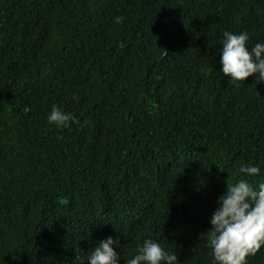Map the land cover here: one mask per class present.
<instances>
[{
    "label": "trees",
    "instance_id": "16d2710c",
    "mask_svg": "<svg viewBox=\"0 0 264 264\" xmlns=\"http://www.w3.org/2000/svg\"><path fill=\"white\" fill-rule=\"evenodd\" d=\"M224 31L264 41V0H0V264L108 236L120 264L146 238L212 264L227 182L264 174V82L230 85ZM53 105L80 123L48 126Z\"/></svg>",
    "mask_w": 264,
    "mask_h": 264
},
{
    "label": "clouds",
    "instance_id": "9594fccd",
    "mask_svg": "<svg viewBox=\"0 0 264 264\" xmlns=\"http://www.w3.org/2000/svg\"><path fill=\"white\" fill-rule=\"evenodd\" d=\"M121 19L118 17L117 22ZM222 37L217 52L222 73L229 77L230 85L240 87L250 76L258 83L264 82V41L249 46L246 31H224ZM46 120L48 126L57 129L80 123L73 113L56 105L51 107ZM239 171L244 178L227 182L210 217L208 247L212 264H248V258L264 247V174L252 164L241 165ZM113 245L119 246V241L108 236L78 260L80 264H120L121 256ZM125 264H179V259L160 242L146 238L137 243L134 255L126 254Z\"/></svg>",
    "mask_w": 264,
    "mask_h": 264
}]
</instances>
